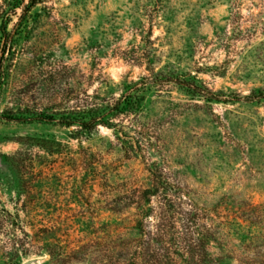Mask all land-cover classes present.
<instances>
[{
  "label": "rangeland",
  "instance_id": "rangeland-1",
  "mask_svg": "<svg viewBox=\"0 0 264 264\" xmlns=\"http://www.w3.org/2000/svg\"><path fill=\"white\" fill-rule=\"evenodd\" d=\"M19 14L5 53L0 31V264H133L136 189L158 170L207 210L205 264H264V0H48ZM132 84L141 108L113 128L3 117L59 116Z\"/></svg>",
  "mask_w": 264,
  "mask_h": 264
},
{
  "label": "trees",
  "instance_id": "trees-1",
  "mask_svg": "<svg viewBox=\"0 0 264 264\" xmlns=\"http://www.w3.org/2000/svg\"><path fill=\"white\" fill-rule=\"evenodd\" d=\"M5 7H0L2 20L0 31L4 38L2 52L10 51L14 35L7 31V21L17 13L21 23L32 9L48 0H2ZM4 58L0 59L3 69ZM85 100L75 99L70 105V112L59 116L39 114L25 118L13 114H4V119L30 122H57L63 126H77L82 131L90 132L98 126L115 127L121 116H129L141 108L143 97L137 87L126 86L117 97L98 102L85 94ZM151 187L136 189L138 236L128 239L126 247L133 243V264H205L209 260V237L214 236V226L204 207L185 202L187 196L179 186L170 183L161 170L150 171ZM155 202V203H154ZM190 205V207H186Z\"/></svg>",
  "mask_w": 264,
  "mask_h": 264
}]
</instances>
